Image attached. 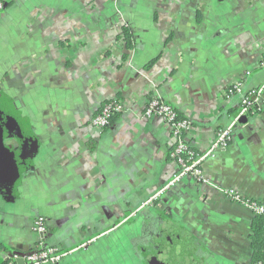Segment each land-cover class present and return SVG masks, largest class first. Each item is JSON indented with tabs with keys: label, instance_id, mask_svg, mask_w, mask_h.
<instances>
[{
	"label": "crops",
	"instance_id": "1",
	"mask_svg": "<svg viewBox=\"0 0 264 264\" xmlns=\"http://www.w3.org/2000/svg\"><path fill=\"white\" fill-rule=\"evenodd\" d=\"M262 58L264 0H9L0 264L40 245L71 251L59 264H145L131 241L159 214L198 241L202 264H250L254 215L219 189L264 201V107L203 163L212 185L186 178L143 207L177 166L169 125L142 111L152 97L172 104L201 152L237 111L225 89L264 81ZM114 100L122 112L93 125ZM39 215L44 236L32 229Z\"/></svg>",
	"mask_w": 264,
	"mask_h": 264
},
{
	"label": "built area",
	"instance_id": "2",
	"mask_svg": "<svg viewBox=\"0 0 264 264\" xmlns=\"http://www.w3.org/2000/svg\"><path fill=\"white\" fill-rule=\"evenodd\" d=\"M3 9L4 4L0 0V11ZM260 66L264 67V58L261 59ZM224 97L225 99L237 98V111L231 116L228 124L216 130L210 145L201 152L194 151L186 141V134L192 127L191 121L188 118L180 117L172 104L159 97H152L147 101L142 111L143 116L147 119L158 117L170 127L173 139V148L170 155L177 169L170 174L169 178L141 207L158 201L164 196L166 190L174 187L186 178L212 185L203 173V163L214 152L224 150L230 145L233 139V129L238 125L241 117L255 114L264 107V81L253 87H246L241 80L236 81L225 89ZM122 110L123 105L118 100L104 103L91 122L97 127H106L110 124L112 118L122 112ZM219 190L231 201L241 203L249 208L253 214H260L263 217L264 237V205L262 201L245 197L235 189L220 188ZM32 229L36 234L44 236L47 233L46 219L42 215L37 216L33 222ZM67 252L71 251H62V249L56 246L40 245L27 253H11L9 259L4 264H59ZM250 264L263 263L252 261Z\"/></svg>",
	"mask_w": 264,
	"mask_h": 264
},
{
	"label": "water",
	"instance_id": "3",
	"mask_svg": "<svg viewBox=\"0 0 264 264\" xmlns=\"http://www.w3.org/2000/svg\"><path fill=\"white\" fill-rule=\"evenodd\" d=\"M246 122L247 117L243 116L240 118L238 124ZM9 126L8 120L0 110V151L5 150L4 140L8 136L7 129ZM0 171L4 174L7 173L3 169ZM154 217L158 220L159 234L162 241H164L161 248V264H202L203 258L200 256L198 258V241L192 235L186 233L177 222L173 221L166 214L154 215ZM155 218L148 216L147 220L149 223H152ZM155 259L157 258L155 257Z\"/></svg>",
	"mask_w": 264,
	"mask_h": 264
},
{
	"label": "flooded vegetation",
	"instance_id": "4",
	"mask_svg": "<svg viewBox=\"0 0 264 264\" xmlns=\"http://www.w3.org/2000/svg\"><path fill=\"white\" fill-rule=\"evenodd\" d=\"M139 235L138 240L134 239V241H131L136 255L145 264H161V248L164 241H162L159 234L158 220L155 218L152 223L143 226Z\"/></svg>",
	"mask_w": 264,
	"mask_h": 264
},
{
	"label": "trees",
	"instance_id": "5",
	"mask_svg": "<svg viewBox=\"0 0 264 264\" xmlns=\"http://www.w3.org/2000/svg\"><path fill=\"white\" fill-rule=\"evenodd\" d=\"M6 5L9 0H1ZM129 34L127 31L124 33V40H126V46L128 43ZM264 205V201L262 202ZM254 218L251 226V241L250 247L252 250V261H260L264 264V237H263V217L260 214H253ZM17 252V251H14ZM18 253V252H17Z\"/></svg>",
	"mask_w": 264,
	"mask_h": 264
}]
</instances>
